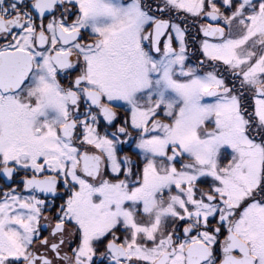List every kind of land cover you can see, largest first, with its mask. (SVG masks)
I'll use <instances>...</instances> for the list:
<instances>
[{
	"label": "snow or ice",
	"instance_id": "6c2138e0",
	"mask_svg": "<svg viewBox=\"0 0 264 264\" xmlns=\"http://www.w3.org/2000/svg\"><path fill=\"white\" fill-rule=\"evenodd\" d=\"M0 264H264V0H0Z\"/></svg>",
	"mask_w": 264,
	"mask_h": 264
}]
</instances>
